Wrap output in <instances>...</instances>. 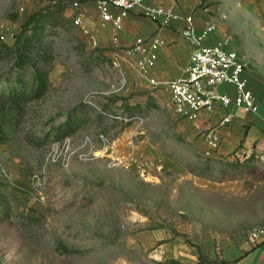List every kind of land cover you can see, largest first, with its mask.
Returning a JSON list of instances; mask_svg holds the SVG:
<instances>
[{"label": "rangeland", "instance_id": "obj_1", "mask_svg": "<svg viewBox=\"0 0 264 264\" xmlns=\"http://www.w3.org/2000/svg\"><path fill=\"white\" fill-rule=\"evenodd\" d=\"M198 2L243 52L247 73L264 75V8ZM42 5L0 0V34L13 43ZM141 15L139 39L157 40L164 26ZM139 39L94 44L63 30L48 38L52 86L0 145V264H221L264 231V152L248 144L250 123L230 151L225 135L209 149L205 124L181 121L124 79L127 50ZM7 68L0 61V74ZM116 97L158 106L130 116ZM73 109L89 121L56 139ZM58 243L80 252L62 253Z\"/></svg>", "mask_w": 264, "mask_h": 264}, {"label": "built area", "instance_id": "obj_2", "mask_svg": "<svg viewBox=\"0 0 264 264\" xmlns=\"http://www.w3.org/2000/svg\"><path fill=\"white\" fill-rule=\"evenodd\" d=\"M91 1L96 3V14L79 9L82 1L78 0L73 7L78 12L72 15L78 34L94 44L101 42L106 30L111 31V40L117 43L120 33L128 27L131 15L139 8L140 14L149 15L163 26L180 25L182 35L193 47L183 67V76L162 79L157 72L159 43L157 40L143 43L139 39L127 50L125 60L128 70L124 73V79L141 90L149 91L158 104L171 110L181 121L193 119L205 124L207 130L211 129L209 136H212V142H207L209 149H215L221 138H224L236 117L234 109H256L254 92L244 76L246 60L234 40L226 34L213 44L204 42L218 31L214 19L208 18L202 30L197 31L194 12H187L182 8L184 0H173L174 5L159 0L148 5H145L146 0ZM198 4L199 2L196 6ZM222 85L231 86L232 92L220 91ZM214 113H218L217 119L210 116ZM195 124L197 128L201 127L199 123ZM214 125L216 130L211 128ZM223 142L222 140V144ZM255 234L256 238H252L254 246L264 239V231L259 229Z\"/></svg>", "mask_w": 264, "mask_h": 264}, {"label": "trees", "instance_id": "obj_3", "mask_svg": "<svg viewBox=\"0 0 264 264\" xmlns=\"http://www.w3.org/2000/svg\"><path fill=\"white\" fill-rule=\"evenodd\" d=\"M42 1L43 5L28 15L21 29L13 36V43H8L0 34V61L8 63V68L0 74V145L11 140L12 131L28 114L29 105L43 99L52 86L49 75L54 67L55 56L47 43L48 38L59 30L78 34L74 15L66 14V10L74 7L78 0ZM77 12L76 9L75 14ZM18 17V14H14L10 19L15 21ZM122 100L121 106L130 112V116L136 110L158 106L149 100L145 105H132L126 99ZM88 114L86 111H70L57 129L60 131L56 139L61 140L80 129L89 121ZM56 248L66 254L80 252L63 243H58Z\"/></svg>", "mask_w": 264, "mask_h": 264}, {"label": "crops", "instance_id": "obj_4", "mask_svg": "<svg viewBox=\"0 0 264 264\" xmlns=\"http://www.w3.org/2000/svg\"><path fill=\"white\" fill-rule=\"evenodd\" d=\"M157 0H146L145 5L155 2ZM168 5H174L173 0H159ZM250 6L256 8H264V0H248ZM197 1L184 0L181 5L187 12H194V25L197 31H201L205 25V21L210 14H207L197 8ZM79 9L88 10L96 14L97 8L95 1H85L80 4ZM75 8L71 7L66 10V14L71 16L75 12ZM179 10V9H178ZM141 8L137 9L132 15L128 23L127 29L120 33V41L123 45L134 43L137 39L144 36L147 31L144 27V22L139 20L143 17ZM152 27V24L148 25ZM176 29V31L174 30ZM101 41L110 42L111 31L106 30L102 35ZM122 36V37H121ZM223 34L219 31L211 38L206 39L205 44H213L222 39ZM157 42L159 43V59L157 63V72L162 79H167L171 76L181 77L184 75L183 67L187 63L193 47L188 43L181 33V27L178 24L173 26L161 27L156 34ZM172 43V44H170ZM244 76L248 80L250 88L254 92L256 109L249 113H244L241 110H235L236 117L230 125L228 131L224 129L225 143L223 150L230 151L231 147L239 143L240 138L245 135L244 123H250L251 127L247 132L248 144L254 148L256 152H264V75L258 72H249L247 69ZM230 90L232 87L229 85H222L220 91ZM212 118L217 119L218 113L210 115ZM223 152V151H222ZM221 264H264V241L258 243L254 247H247L244 251H234L231 256L226 257Z\"/></svg>", "mask_w": 264, "mask_h": 264}]
</instances>
